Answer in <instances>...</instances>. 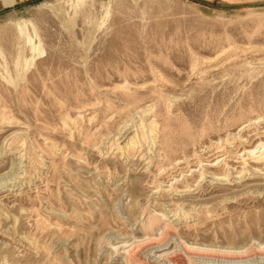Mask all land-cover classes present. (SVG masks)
Masks as SVG:
<instances>
[{
	"label": "rangeland",
	"instance_id": "1",
	"mask_svg": "<svg viewBox=\"0 0 264 264\" xmlns=\"http://www.w3.org/2000/svg\"><path fill=\"white\" fill-rule=\"evenodd\" d=\"M0 264H264V0L4 7Z\"/></svg>",
	"mask_w": 264,
	"mask_h": 264
},
{
	"label": "crops",
	"instance_id": "2",
	"mask_svg": "<svg viewBox=\"0 0 264 264\" xmlns=\"http://www.w3.org/2000/svg\"><path fill=\"white\" fill-rule=\"evenodd\" d=\"M19 0H0V11L7 5H14Z\"/></svg>",
	"mask_w": 264,
	"mask_h": 264
},
{
	"label": "bare ground",
	"instance_id": "3",
	"mask_svg": "<svg viewBox=\"0 0 264 264\" xmlns=\"http://www.w3.org/2000/svg\"><path fill=\"white\" fill-rule=\"evenodd\" d=\"M82 2H83V0H76L77 5H80V3H82Z\"/></svg>",
	"mask_w": 264,
	"mask_h": 264
}]
</instances>
